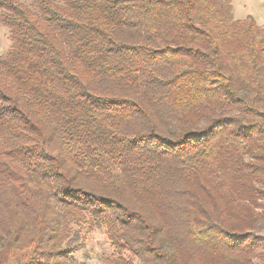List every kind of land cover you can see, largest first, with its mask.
Instances as JSON below:
<instances>
[{"label":"trees","instance_id":"1","mask_svg":"<svg viewBox=\"0 0 264 264\" xmlns=\"http://www.w3.org/2000/svg\"><path fill=\"white\" fill-rule=\"evenodd\" d=\"M233 0H0V264H264V29ZM84 264V263H82Z\"/></svg>","mask_w":264,"mask_h":264},{"label":"rangeland","instance_id":"2","mask_svg":"<svg viewBox=\"0 0 264 264\" xmlns=\"http://www.w3.org/2000/svg\"><path fill=\"white\" fill-rule=\"evenodd\" d=\"M29 5L33 0H20ZM233 15L236 20H243L250 16L258 26L264 29V0H233ZM10 45L8 31L0 24V55L5 54ZM255 233L264 238V220L257 223ZM113 258V248L105 235L94 230L86 237V241L74 254L75 264H109ZM135 264H138L135 261Z\"/></svg>","mask_w":264,"mask_h":264}]
</instances>
